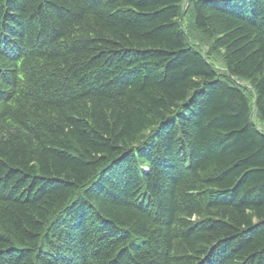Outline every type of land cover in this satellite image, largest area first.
I'll use <instances>...</instances> for the list:
<instances>
[{
	"label": "trees",
	"instance_id": "16d2710c",
	"mask_svg": "<svg viewBox=\"0 0 264 264\" xmlns=\"http://www.w3.org/2000/svg\"><path fill=\"white\" fill-rule=\"evenodd\" d=\"M0 264H264V0H0Z\"/></svg>",
	"mask_w": 264,
	"mask_h": 264
},
{
	"label": "bare ground",
	"instance_id": "6f19581e",
	"mask_svg": "<svg viewBox=\"0 0 264 264\" xmlns=\"http://www.w3.org/2000/svg\"><path fill=\"white\" fill-rule=\"evenodd\" d=\"M181 31V30H180ZM189 35V34H188ZM202 35V34H201ZM183 36H184V34H183ZM205 36V35H204ZM59 56V55H58ZM221 80V79H220ZM211 218V217H210ZM214 220V219H213Z\"/></svg>",
	"mask_w": 264,
	"mask_h": 264
}]
</instances>
